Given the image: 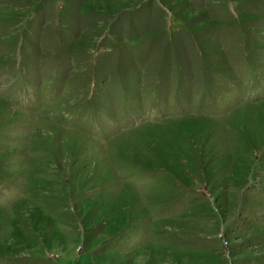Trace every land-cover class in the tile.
Masks as SVG:
<instances>
[{
  "label": "rangeland",
  "instance_id": "1",
  "mask_svg": "<svg viewBox=\"0 0 264 264\" xmlns=\"http://www.w3.org/2000/svg\"><path fill=\"white\" fill-rule=\"evenodd\" d=\"M0 264H264V0H0Z\"/></svg>",
  "mask_w": 264,
  "mask_h": 264
}]
</instances>
